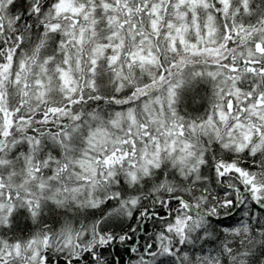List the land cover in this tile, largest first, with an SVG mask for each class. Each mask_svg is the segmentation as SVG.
I'll list each match as a JSON object with an SVG mask.
<instances>
[{"label":"snow or ice","instance_id":"snow-or-ice-1","mask_svg":"<svg viewBox=\"0 0 264 264\" xmlns=\"http://www.w3.org/2000/svg\"><path fill=\"white\" fill-rule=\"evenodd\" d=\"M0 264H264V0H0Z\"/></svg>","mask_w":264,"mask_h":264}]
</instances>
